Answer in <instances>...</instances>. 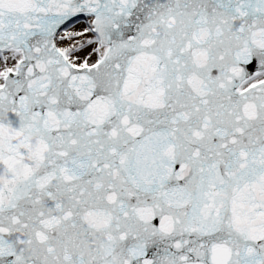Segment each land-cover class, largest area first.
<instances>
[{"label":"snow or ice","instance_id":"1","mask_svg":"<svg viewBox=\"0 0 264 264\" xmlns=\"http://www.w3.org/2000/svg\"><path fill=\"white\" fill-rule=\"evenodd\" d=\"M0 264H264V0H0Z\"/></svg>","mask_w":264,"mask_h":264}]
</instances>
